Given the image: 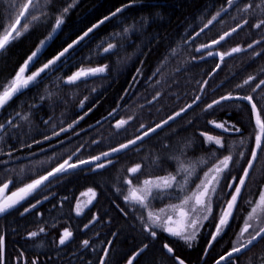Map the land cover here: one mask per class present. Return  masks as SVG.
<instances>
[{"label":"trees","instance_id":"16d2710c","mask_svg":"<svg viewBox=\"0 0 264 264\" xmlns=\"http://www.w3.org/2000/svg\"><path fill=\"white\" fill-rule=\"evenodd\" d=\"M18 2L22 3L23 0ZM73 2L75 6L65 16L61 30L49 41L48 47L42 50L38 62L30 67L29 72L41 67L93 24H98L105 16L111 17L117 8L123 10L99 24L65 58L64 63L58 65V71L44 74L42 82L0 110V123L14 117L16 111L28 117L27 120L17 118L16 129L6 125V131H0V187L11 180L8 191L16 190L46 174L78 148L80 151L73 157V161L77 157L85 159L99 155L124 142L126 138H131L140 123L154 124L190 103L196 95H201L203 100L199 102V107L194 105L182 118L170 122V127L166 126L158 135L139 144L138 149L116 154L112 165L96 172L84 166L83 170L76 169L53 180L48 188L36 196L42 198L48 195L49 199L24 216L19 214L22 207L19 211L11 210L10 213L0 215V234L6 238V264H27L37 257L40 264H89V261L97 264L96 258L103 254L101 249L104 247L111 250L109 264H126L127 256L138 249L142 242L149 243L150 247L135 264H174L173 259L162 250L166 241L186 264H213L219 256L225 255L234 245L239 246L247 239L246 234L245 240L240 242L239 233L251 210L248 201L258 199L259 191L264 187V153L259 154L251 170L229 226L205 255L204 249L209 247L208 241L216 228L221 207L230 198L228 192L231 190L227 182L233 176L242 175L243 167L247 166V159L251 157L255 121L251 106L246 101H227L210 112H204L203 109L206 103L229 92L233 95H247L259 79H264V26L260 29L252 27L264 19V3L261 0H236L227 12L221 13L212 25L196 37L195 33L226 4V0H144L143 4L127 8L124 5L129 4L130 0H53V3L46 6V15L33 22L21 38L0 51V83L8 82L15 76L40 41L51 32L56 16ZM11 3L12 0H0V22L3 24L8 23L5 17ZM246 3H252L253 8L247 13L239 11ZM144 16L148 17L147 24L140 22ZM245 18L248 24L226 37L219 45L199 53L195 51L200 45L210 43L211 39H218L223 32L231 31L237 23L243 24ZM25 22L28 20L22 18V23ZM133 22H136V30L127 37L113 36V33L122 32L125 26ZM256 40L261 42L254 44L253 48L247 47ZM109 42H119L123 46L118 47L115 54L103 53V47ZM237 46L243 51L225 56L223 61L216 55L217 52L226 53ZM208 51L214 55L208 56ZM202 55L204 59L199 58ZM217 63L221 64V68L211 76L206 75ZM102 65L109 67L99 76L82 80L76 85L63 83V79L78 68ZM249 75L256 76L257 80L243 89H237L235 86ZM204 80H208L209 84L205 86V92H200V84L197 82L203 83ZM156 93H160V96L153 100ZM259 95L260 90L254 94ZM41 96L45 99L41 100ZM85 97L87 100L82 108L80 102ZM33 103L35 107L29 108ZM260 105H264V99L260 100L258 107ZM113 109L117 113L109 117ZM128 116L134 119L127 132L117 135L111 125L116 119ZM45 120L49 123L45 124ZM209 120L228 121L239 127L241 132L223 133L221 129L210 125ZM73 121L78 123L72 129L60 132L61 128H67ZM53 132H60V135L53 136ZM201 132L222 138L225 147L217 149L214 143H205V136ZM45 135L52 138L45 140ZM241 140L245 143L241 144ZM214 151L220 158L231 151L238 163L232 166L231 174L226 175L221 182L222 187L218 189L220 198L213 205V215L203 223L192 247L189 248L184 241L165 233H160L156 240L150 237L146 239L147 234L142 231V225L137 219L140 210L123 200V195H128L130 188L124 183L125 178L131 179L132 185H136L146 178L175 174L178 161L173 157H179V162L185 167H195L193 182L187 185L191 191L200 182L197 177H203L204 172L215 163L214 157L209 162ZM240 151L245 152V158L240 157ZM9 152L10 156L7 154ZM138 163L142 165L141 171L129 174L127 169ZM177 180L182 182L183 173ZM89 188L94 189L96 198L82 215L77 216L74 213L75 203L82 192ZM170 191L179 193L180 190L176 188ZM34 202L29 197L23 206L28 207ZM177 202L175 199H165L163 202L154 201L153 204L159 209ZM117 204L129 209V214L122 215L115 207ZM93 214L103 219L84 229L83 225L88 223ZM144 215L146 217V212ZM61 223H65L73 233V238L63 246L57 247L56 240L47 235L32 239L26 237L29 231L36 228L54 227ZM113 232L117 235L113 236ZM84 239L90 240V248L81 247ZM108 240L114 243L108 245ZM21 252L24 253V259L18 262L16 258ZM232 261L233 264H261L264 261V239L233 255Z\"/></svg>","mask_w":264,"mask_h":264},{"label":"snow or ice","instance_id":"6c2138e0","mask_svg":"<svg viewBox=\"0 0 264 264\" xmlns=\"http://www.w3.org/2000/svg\"><path fill=\"white\" fill-rule=\"evenodd\" d=\"M264 3V0H261ZM53 3V0H23L22 3L18 0H12L10 9L8 10V15L5 17L8 20L7 24L0 22V51L5 50L12 42L18 40L25 34L30 25L33 22H36L41 19L42 16L46 15V6ZM144 0H130L129 4L124 5V8L133 6L136 4H143ZM236 3V0H226V4L223 5L215 15L207 21L206 24L195 33L196 37L204 32L205 29L212 25L218 17L221 16V13L227 12L230 7ZM42 5L44 10H42ZM75 4L69 3L63 10L56 16L55 23L52 27L51 32L45 39L41 40L39 46L31 53V55L25 60L24 64L16 72L15 76L11 78L10 81L0 83V110H3L13 99L22 95L25 91L31 87H35L38 83L42 82L44 74L49 72H56L59 70L58 65H62L66 57H69L71 52L79 46L85 38L89 37L91 33L105 21H108L111 17L117 16V14L122 12V8H117L111 17L105 16L103 20L99 21L98 24H93L82 35L78 36L76 39L72 40L71 43H68L61 51H59L52 58L48 59L41 67L37 68L36 71L26 74L30 67L35 66V63L38 62L39 56L42 50L48 47L49 41H51L57 32L61 30V26L64 24V18L69 12V10L74 7ZM155 7V5H149ZM260 5H256L259 7ZM253 8L252 3H246L242 8L239 9L241 12L247 13L249 9ZM18 9V11H17ZM22 18L27 19L28 22L22 23ZM140 22L147 24L148 17H141ZM248 19L243 20V24L237 23L235 27L231 28V31H225L222 35H219L218 39H211L210 43L202 44L195 49L196 52H202L204 49H210L215 45H219L226 37L235 33L238 29H241L243 25L248 24ZM264 26V19H260L257 23L253 24L252 27L255 29H260ZM136 30V22L125 26L122 29V32L113 33L114 37H127L130 32ZM261 41L256 40L248 44V48H253L254 44H259ZM123 45L119 42H109L105 47H103V53L115 54V51L118 47ZM174 51V50H173ZM243 51L239 46L232 48L229 52L220 53L217 52L216 55L219 56L220 60L223 61L225 56H230L233 53H238ZM258 55V53H255ZM208 56L214 55L213 52L208 51ZM200 59H204V56H200ZM195 59V57L193 58ZM108 65H102L97 67H89L87 69L81 67L78 68L71 75L66 76L63 79V83L68 85H76L80 81H87L89 78L99 76L105 73L108 69ZM221 68V64L217 63L215 68L206 75L211 76L216 72L217 69ZM257 80L256 76L249 75L242 83L237 84L235 87L237 89H243L246 85H251ZM200 84V92H205V86L209 84L208 80H204L203 83L197 82ZM260 90L261 95L254 96ZM95 91V89H93ZM160 96V93H156L153 96V100H156ZM41 100H44L45 97L41 96ZM261 99H264V79H259L255 83V86L251 88V93L247 95L236 94L233 95L232 92H229L225 95L220 96L218 99H213L210 103H206L203 111L210 112L215 110V108L223 105L227 101H247L251 106L252 115L255 118V136H254V146L250 148L251 157L247 159V166L243 167L242 175L233 176L231 181L227 182V187L231 191L228 192V195L231 197L227 200L226 205L221 207V214L219 220L216 223V230L211 234V240L208 241V248L204 249V254L207 255L209 248L212 246L213 242L220 236L225 229L229 226L230 219L233 218L234 209L238 206V200L242 196V190L246 187V181L250 178L251 170L254 168L255 163L258 161L260 153H264V119H262V114H264V105L258 104ZM85 100L80 102V106L83 108ZM203 97L201 95H196L190 103L186 104L183 107H180L178 110H174L171 114L167 115L166 118L161 119L160 121L152 124L140 123L139 127L136 128L135 134L131 138H126L124 142L119 143L117 146L111 147L108 151H104L99 155L90 156L85 159H80L77 157L73 161V157L76 156V153L80 149H76L67 159H64L63 162L58 163V165L52 168L50 171H47L46 174L40 175L36 179H32L31 182L25 183L22 187H19L16 191L12 192L11 195H3L5 190L9 188L11 180L9 182L3 183V186L0 187V215L10 213L11 210L19 211L20 207L23 208L22 211H19L21 216H24L26 213L31 212L37 208V205L41 204L44 200H48V195H43L42 198H36V196L42 192L45 188H48L53 180H58L61 177L67 175L70 171L81 169L83 170L84 166H89L91 171L96 172L100 169L106 168L108 165L114 163L113 158L116 154L132 151L138 149L139 144H142L147 138L158 135L159 131H162L166 126L170 127V122L176 121L178 118H182L187 114L188 111L193 109V106L199 107V102H202ZM151 103V101H149ZM29 108H34L35 104L28 106ZM119 107V106H118ZM91 111V109H89ZM117 113L116 109H113L109 113V117H114ZM27 120V115L16 111L14 117L9 118L5 123H0V131H6L7 127L16 129L18 125L16 124V119ZM83 117H81L82 119ZM107 119V118H106ZM132 116L127 118L116 119L114 124L111 126L116 130V134L120 135L121 132H127L128 126L133 121ZM45 124H48L49 121L45 120ZM78 121H73V123L68 124L67 128H61L60 132H67L69 129H72ZM99 123V121L97 122ZM191 123V121H189ZM208 123L213 125L217 129H221L223 133H240L241 130L235 124H231L228 121L217 122L214 120H209ZM60 132H53V136H59ZM202 136H205V143L211 144L214 143L217 146V149L225 147V143L220 137H214L206 135L201 132ZM52 137L45 135V140H50ZM39 143L40 141H34ZM92 143H97L92 141ZM241 144H244L245 141L241 140ZM31 147V145H26ZM83 147V146H81ZM9 156L11 152L7 153ZM240 157L245 158V152L240 151ZM215 158V163H212L211 167L204 172L203 177H197L200 180V183L196 185L195 189L191 191L188 190L187 185L192 181V177L195 173L194 166L185 167L183 163L179 162V157H173L178 161V168L175 174L169 173L167 176L163 177H154L146 178L143 180L142 184L137 187L132 186V180L125 178L124 183L129 185L131 190L128 195H123V200L125 203L131 204L134 208H138L141 212L137 219L142 225V231L147 234V238L156 240L159 237L160 233H165L170 237L177 238L184 241L189 248L192 247L193 242L197 240L200 229L203 227L204 221L210 219L213 215V205L220 198L218 189L222 187V181L225 179L226 175H230L232 171V166L235 163H238L234 159L231 151L228 155L223 156L222 158L216 156L215 151L209 157V162ZM153 164L156 163L155 160L152 161ZM142 169L141 164H136L133 167L127 169L129 174H136ZM21 171H23L21 169ZM183 173V180H177V177ZM179 188V193H175L174 190ZM119 191V189H117ZM88 193L91 194V199L88 200L87 204L81 206L77 202L74 211L77 216H80L84 213L85 208L92 204L93 200L96 198V192L94 189L89 188ZM83 195V194H82ZM29 197H32L35 202L30 203L28 207H24L23 204L28 200ZM64 199H67L65 197ZM175 199L179 203L167 204L162 208L156 209L153 202L159 200ZM249 205H251V210L248 214V217L239 233V238H244L247 234V239L240 243L239 246H233L226 255L219 256L215 260V264H222V262L227 261L228 264H233L232 258L234 254H239L242 249L248 248L250 245H253L254 242H257L260 239H264V188H261L259 191L258 199L255 201L249 200ZM117 210L124 216L129 214V209L122 208L120 205H115ZM146 212V217L144 213ZM40 215V213H37ZM107 215V213H105ZM195 217V218H194ZM103 217L93 214L88 223L83 225L84 229L89 228L90 225L102 220ZM249 221H259L258 224L250 223ZM45 228L40 227L39 233L36 231H29L26 234L28 239L37 237L40 233H45ZM113 236L117 233L113 232ZM73 238V233L67 227L63 228L58 238L56 239V246L60 247L68 243ZM5 236L0 234V264H6L5 260ZM108 245H112L114 242L108 240L106 242ZM81 247L83 249H88L91 247V242L89 239H84L81 241ZM149 243H143L141 246L134 250L131 255L127 256L126 264H135L136 260L143 255L148 249ZM162 250L165 251L170 258L173 259L174 264H186L185 260L180 256L175 254V251L169 242H164L162 245ZM102 255L96 258L97 264H109V257L111 250L109 247H104L101 249ZM17 261L24 259V253H19L16 258ZM238 259V257H237ZM27 264H40L39 257L28 261ZM89 264H92V261H89ZM264 264V261L261 262Z\"/></svg>","mask_w":264,"mask_h":264},{"label":"rangeland","instance_id":"374dc122","mask_svg":"<svg viewBox=\"0 0 264 264\" xmlns=\"http://www.w3.org/2000/svg\"><path fill=\"white\" fill-rule=\"evenodd\" d=\"M85 69H87V68H85ZM36 71V70H35ZM32 72H34V71H32ZM26 74H30V72H29V70L26 72ZM143 182V181H142ZM142 182L141 183H139V184H133L131 187H137V186H139L140 184H142ZM200 183V182H199ZM198 183V184H199ZM264 188V187H263ZM195 189V188H194ZM17 190V189H16ZM16 190H13V191H8V189H6L5 190V192H4V194L3 195H5V196H9V195H11V193L12 192H14V191H16ZM130 190H131V188H129V192H128V194L130 193ZM83 194V195H82ZM82 194L79 196V198H78V200L76 201V203H75V206H76V204H77V202H79L80 204H81V206H83V205H85V204H87V202H88V200L89 199H91V194L90 193H88V189H86L84 192H82ZM231 198V197H230ZM229 198V199H230ZM177 203H179V202H177ZM174 204V203H173ZM226 205V204H225ZM75 208V207H74ZM86 209V208H85ZM74 213H75V211H74ZM221 214V213H220ZM195 218V217H194ZM205 222V221H204ZM250 223H255V224H258L259 223V221L257 222V221H249ZM257 222V223H256ZM261 226H264V225H261ZM65 227H67L66 226V224L65 223H61V224H57L56 226H54V227H44L45 228V233H40L39 235H47V236H50L51 238H53L54 240H56L57 238H58V235H59V233H60V231L63 229V228H65ZM40 228V227H39ZM39 228H36V229H34V230H32V231H36V232H38L39 233ZM215 230H216V228H215ZM215 230H214V232H215ZM38 235V236H39ZM245 240V238H241L240 239V242H242V241H244Z\"/></svg>","mask_w":264,"mask_h":264},{"label":"water","instance_id":"95a60500","mask_svg":"<svg viewBox=\"0 0 264 264\" xmlns=\"http://www.w3.org/2000/svg\"><path fill=\"white\" fill-rule=\"evenodd\" d=\"M246 102H247V101H246ZM253 117H254V116H253ZM254 121H255V118H254ZM254 243H255V242H254ZM250 246H252V245H250ZM250 246H249V247H250ZM249 247H248V248H249ZM248 248H246V249H248ZM246 249H242V251H244V250H246ZM226 254H227V253H226ZM226 254H225V255H226ZM234 255H235V254H234ZM222 263H223V262H222ZM213 264H215V262H214Z\"/></svg>","mask_w":264,"mask_h":264}]
</instances>
